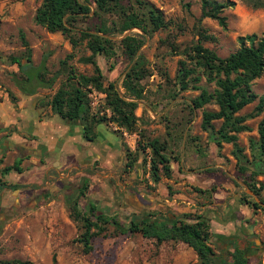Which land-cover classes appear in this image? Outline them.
Instances as JSON below:
<instances>
[{
  "label": "trees",
  "instance_id": "obj_1",
  "mask_svg": "<svg viewBox=\"0 0 264 264\" xmlns=\"http://www.w3.org/2000/svg\"><path fill=\"white\" fill-rule=\"evenodd\" d=\"M254 7H264V0H251ZM93 4V6H92ZM235 4L232 0H202L200 18L210 17L225 27L226 17L222 15L225 8ZM35 22L42 25L48 32H60L70 44L75 47L85 40V46L91 54L84 57L85 62L94 65L92 75L77 74L75 81L70 77L69 83L59 87L51 99L54 113L68 120L79 119L84 125V135L87 140L96 136L95 126L103 121L110 120L119 128L128 133L138 131L142 138V129H138L139 117L136 114L138 100L145 92L144 79L151 75L145 59L138 53L146 37L166 28L170 20L165 19L163 13L155 5L146 0H41L34 15ZM85 23L86 25H81ZM139 28L141 33L130 31ZM122 36L114 39V36ZM198 39L190 46L183 48L171 42V49L182 54L186 59L178 61L179 69L176 74V91L169 95L174 99L178 92L188 89H200L199 94L188 104L190 112L207 103L217 104L218 110L202 111V128L211 129L215 134L216 145L222 142L232 143L231 153L236 159V170L243 177V181L259 197L264 184L256 180L258 174L264 173V95H258L252 90L253 80L264 72V31L261 34L250 33L237 37L239 46L226 57H220L216 52L202 44L203 40L212 38L203 28L198 30ZM24 50L17 55H10L11 64H17L21 76L14 73V80L19 89L25 94H32L38 86H45L43 72L45 60L39 66L32 64L31 47L25 36L21 34ZM118 46L121 52L129 59L128 67L123 75L121 93L117 83L103 81V73L95 61L100 54L109 58L116 53ZM192 64L188 66L187 60ZM113 68V65H110ZM200 71L208 82H213L212 91L197 86L199 75L192 76ZM50 84V82H48ZM93 86L101 93L105 108L109 109L110 116L91 113L84 87ZM256 101L253 110L249 113H240L248 104ZM262 114L257 125V138H249L250 155L244 152L245 147L238 143L237 133L250 130L245 123L247 119ZM214 119H221L220 126L215 130ZM184 119H171L172 126L178 127ZM185 122H189L188 119ZM173 130V129H172ZM116 132V131H115ZM170 131H167L169 134ZM193 140V137H191ZM195 138V137H194ZM167 142L159 138L147 139L145 142L137 140L134 151L125 148V170L133 165L137 159H145L146 149H149V173L154 182H158L160 174L170 176V157L167 153ZM21 159L15 161L18 169ZM8 168L5 167L4 170ZM89 182L86 180L76 190L75 196H67L70 217L81 222L82 231L78 240L83 245V251L92 249V237L104 230V224L110 221L120 233H140L144 238L152 239L157 244L163 242H183L191 247L200 264H249L246 251L233 247L226 256H221L212 245V235L208 219L203 215L183 214L169 220L164 217L151 216L148 218L136 217L121 219L103 211L100 206L87 196ZM243 197L253 209H264L250 194L243 192ZM85 197L80 206L79 198ZM93 229H95L93 231ZM14 264H25L19 259L8 261ZM56 260L53 256V264Z\"/></svg>",
  "mask_w": 264,
  "mask_h": 264
},
{
  "label": "rangeland",
  "instance_id": "obj_2",
  "mask_svg": "<svg viewBox=\"0 0 264 264\" xmlns=\"http://www.w3.org/2000/svg\"><path fill=\"white\" fill-rule=\"evenodd\" d=\"M146 1L160 9L165 19L170 20V23L166 28L155 31L151 37H146L138 50V53H141L145 59L151 75L143 81L145 92L136 112L142 113V115H146L148 109L153 114L162 112V122L164 118L169 117L168 122L164 123L166 131L175 128L171 125L173 122H170L171 119L181 118H184V122L186 119L189 121L196 119V127L199 130H204L199 124V118H201L203 110L215 107L213 103L194 108L191 112L188 107L191 100L199 94L200 89L180 91L174 99L170 100L169 98L172 91L177 89L175 83L179 69L178 61L186 59L184 55L177 54L171 49V42L182 50L198 39V30L203 28L212 35V38L203 40L202 44L214 50L218 56L226 57L238 48V36L250 33L261 34L264 31V7H254L251 0H232L235 4L225 8L222 12V15L226 17V26L223 27L216 19L200 18L202 0ZM40 3L41 0H0V69L3 75L0 79V86L13 95L14 92L10 87L12 86L15 90L19 89L13 74V67L17 68V66L10 63L9 56L17 55L24 50L21 41V34H23L31 47L32 64L39 66L43 58L46 57L43 75L47 84L39 86L38 91L42 98V106L47 107L48 104H51L54 93L59 87L69 83L70 77H73L72 81H75L77 74L92 75L94 65L83 60L84 57L91 54V51L85 46V40L73 47L60 32H48L45 27L35 22V11ZM81 25L85 26L86 24L81 23ZM130 31L141 33L139 28H132L126 31L125 35ZM122 37L123 35H117L113 38L117 40ZM115 49V55L106 58L97 54L95 61L103 73L104 83L107 84L111 81L117 83L120 92L123 93L121 81L128 67L129 59L118 46ZM186 61L191 67L192 64L188 59ZM111 64L113 68H111ZM17 75L21 74L18 72ZM195 75L200 76V79L195 82L197 86L209 91L215 88L214 83L208 82L200 71L192 74V76ZM89 86L91 85L85 86L84 90L87 94L90 112L107 115L103 98H98L96 106L91 104L92 99L88 97ZM251 87L256 94L264 95V72L253 80ZM255 104L256 101L248 104L240 113L251 112ZM261 116L262 114L247 119L252 131L239 133L238 138L241 144L248 145V137L255 132ZM109 121H103L102 124L122 136L125 140L124 148L127 147L130 151L135 150L137 140L141 139L145 142L147 139L153 138L154 129H158L157 126L152 128V125L155 124L154 119L140 121L139 118L138 129H142L143 137L139 136L138 131H135V135L126 137L119 130H114ZM219 125V121L214 122L215 127ZM162 137L164 135L159 138ZM193 141L199 144L201 139L194 135ZM203 144L207 148L215 144L216 150L222 152L224 156L222 162L225 165L234 164L233 158L229 157L233 147L231 144L222 142L218 147L216 142L212 144L210 138L203 141ZM149 153V149H146L145 159L147 161H149ZM172 158L177 161L179 157L175 154ZM140 161H142L145 173L149 172V163L143 161L142 158ZM96 168L99 175L96 174L92 177L98 181L103 178L101 176L105 172H100L101 166ZM119 172H121L120 178L126 176L127 171L124 167ZM122 174L125 175L122 176ZM234 175L242 177L236 171ZM80 178L75 175L74 186ZM144 181L145 187L148 188L150 186L147 183L148 177H145ZM76 189L77 187L72 189V193L68 191L66 194L75 196ZM261 197L264 199L262 191ZM53 199H44L42 203L30 202L37 208L30 212L3 215L5 219L0 222V264H14L8 262L12 259H19L25 264H53V256L56 260L55 264H145L146 262L151 264H200L194 251L182 244L183 242L167 241L157 244L152 239L144 238L140 233H120L111 221L104 224L103 232L92 237V249L89 252H84L83 245L78 240L82 231L81 222L70 217L66 198H55L53 203L49 204ZM85 199V197L79 198L80 206L84 204ZM41 205L42 207H40ZM254 212L261 215L258 225L262 227L264 233V209ZM175 249L179 250L173 253ZM178 252L183 253L186 257L184 262L175 260ZM249 264H264V240H260V247L255 251V255H252Z\"/></svg>",
  "mask_w": 264,
  "mask_h": 264
},
{
  "label": "crops",
  "instance_id": "obj_3",
  "mask_svg": "<svg viewBox=\"0 0 264 264\" xmlns=\"http://www.w3.org/2000/svg\"><path fill=\"white\" fill-rule=\"evenodd\" d=\"M18 72L21 74L18 66L13 67V74L20 77ZM2 76L0 69V79ZM38 88L32 94H25L11 86L13 95L0 86V222L4 216L37 209L30 202L67 198L70 196L66 194L68 191L72 193V189H78L88 180L87 196L103 211L124 220L151 216L172 220L187 213L203 215L208 219L215 250L226 256L233 247H239L246 251L250 262L260 247V240H264L262 227L258 225L261 215L253 211L242 195L243 192L250 193L243 178L234 175L238 172L232 149L229 157L233 158L234 164L225 165L222 152L216 150L215 134L210 128L199 130L196 119L187 123L183 120L167 134L164 123L169 117L162 122V112L153 114L149 109L146 115L136 112L140 121L155 120L152 128L157 126L158 129H154L153 138L164 135L159 139L167 142L172 171L168 177L160 174L159 181L154 182L149 172L145 173L139 158L127 169L126 176L120 178L119 171L127 161L122 136L99 123L94 128L95 138L87 140L81 120L61 118L53 112L51 104L42 106ZM213 105L215 107L209 110H218L217 104ZM216 121L221 124V119L211 122ZM199 122L201 124L202 116ZM245 123L249 125L247 120ZM251 131L250 128L241 132ZM132 135L135 132L127 137ZM194 135L200 137L199 144L192 140ZM257 136L256 127L248 137L247 146L238 138L247 156L250 155L249 138ZM209 138L214 145L207 148L203 141ZM175 154L179 157L177 161L172 158ZM18 159L21 160L17 169L14 163ZM97 166H101L100 172H105L98 181L92 177L99 175ZM5 167L8 169L4 170ZM75 175L81 178L74 186ZM145 177H148V188ZM255 178L264 184V173ZM175 250L173 253L178 251ZM175 260L184 262L186 257L178 252Z\"/></svg>",
  "mask_w": 264,
  "mask_h": 264
},
{
  "label": "built area",
  "instance_id": "obj_4",
  "mask_svg": "<svg viewBox=\"0 0 264 264\" xmlns=\"http://www.w3.org/2000/svg\"><path fill=\"white\" fill-rule=\"evenodd\" d=\"M88 97H89L90 99H92L91 104H92L93 106H96V105L98 104V98H103V97H105V93H101V92H99L98 90H96L95 88L89 86ZM110 114H111V113H110L109 109H107V116L109 117ZM109 122H110V124H111V126H112V128H113L114 130H119V131L122 133V135H124V136H126V137L129 135V133H128L127 131H125V130L122 129V128H119L114 122H112V121H109ZM148 158H149V156H148ZM148 160H149V159H148Z\"/></svg>",
  "mask_w": 264,
  "mask_h": 264
},
{
  "label": "water",
  "instance_id": "obj_5",
  "mask_svg": "<svg viewBox=\"0 0 264 264\" xmlns=\"http://www.w3.org/2000/svg\"><path fill=\"white\" fill-rule=\"evenodd\" d=\"M247 191L254 197V199L259 202L263 207H264V203L261 202V200L246 186Z\"/></svg>",
  "mask_w": 264,
  "mask_h": 264
}]
</instances>
